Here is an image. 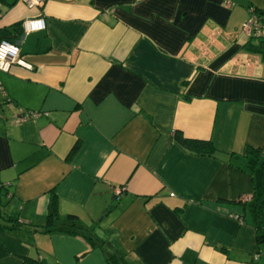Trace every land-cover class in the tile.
<instances>
[{"label": "crops", "instance_id": "1", "mask_svg": "<svg viewBox=\"0 0 264 264\" xmlns=\"http://www.w3.org/2000/svg\"><path fill=\"white\" fill-rule=\"evenodd\" d=\"M250 10L264 0H0L24 64L0 71V212L20 224L0 220V264H109L114 252L264 264L247 154L264 155V54L245 49ZM39 17L45 28L24 34ZM175 131L222 154L185 150ZM50 211L95 244L37 231Z\"/></svg>", "mask_w": 264, "mask_h": 264}, {"label": "trees", "instance_id": "2", "mask_svg": "<svg viewBox=\"0 0 264 264\" xmlns=\"http://www.w3.org/2000/svg\"><path fill=\"white\" fill-rule=\"evenodd\" d=\"M255 14L258 16V19L260 21V24H264V11H259V10H253ZM16 27V26H15ZM9 30L7 29H2L0 30V41L2 40H7L11 41V38L9 37ZM17 34H19L17 32ZM16 34V35H17ZM259 37H256V35L253 33L252 38L250 41L246 44L245 49L250 51V52H255V53H262L264 54V44L262 41L259 40ZM255 40H258L257 43H255ZM174 140L178 146L181 148L195 152L198 155H205V156H210V157H215L220 154H222L210 141H202V140H191V139H186L182 136V134L178 131L174 132ZM78 144L71 150V154L75 153L77 150ZM247 154L250 155L254 159V169L258 170V183L257 186L254 190L253 194V199L255 201V216L258 221V226L256 227V240L259 244L264 246V224L261 220V215H262V210L264 208V155L261 154L259 150L253 149V148H248L247 149ZM51 203L50 207L51 210H54L55 208V198L54 194L51 193ZM53 211H50L48 213V218H47V225L41 229H37V231H41L42 233H49L53 230L58 231V232H68L71 234H80L83 235V237L89 241L90 243L92 242L95 244L94 240L91 238L88 230L86 228H83L80 224L77 223H71L72 221L75 220V217L69 216L67 217V222H64L63 224L58 223L56 226L54 223H52V214ZM0 220L8 222L10 224V227L13 228L14 226H20L18 223L17 219L15 218H10V217H5L2 215L0 212ZM0 221V222H1ZM52 227V228H50ZM3 228L1 227L0 223V229ZM108 263L109 264H126L125 260L123 259V256L117 253H112L110 257H108Z\"/></svg>", "mask_w": 264, "mask_h": 264}, {"label": "built area", "instance_id": "3", "mask_svg": "<svg viewBox=\"0 0 264 264\" xmlns=\"http://www.w3.org/2000/svg\"><path fill=\"white\" fill-rule=\"evenodd\" d=\"M29 9L41 4L39 0H20ZM251 11V18L243 26V31L249 35L253 33L256 36L261 35L262 25L258 19V16L253 10ZM22 30L24 34H28L34 30H43L45 28V20L42 17L29 19L22 23ZM23 64L20 59V48L17 43H13L7 40L0 41V71H8L12 65ZM24 65V64H23ZM30 68V67H29ZM43 114L40 112H22L21 120H32L40 118ZM46 115V114H45ZM248 198H242V201H247Z\"/></svg>", "mask_w": 264, "mask_h": 264}, {"label": "water", "instance_id": "4", "mask_svg": "<svg viewBox=\"0 0 264 264\" xmlns=\"http://www.w3.org/2000/svg\"><path fill=\"white\" fill-rule=\"evenodd\" d=\"M41 3H43L44 1H46V0H39Z\"/></svg>", "mask_w": 264, "mask_h": 264}]
</instances>
